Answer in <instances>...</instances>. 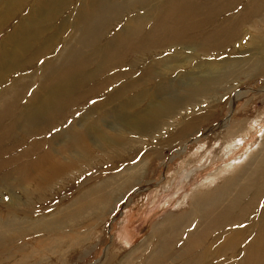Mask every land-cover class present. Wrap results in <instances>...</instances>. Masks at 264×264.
Segmentation results:
<instances>
[{
	"label": "bare ground",
	"instance_id": "bare-ground-1",
	"mask_svg": "<svg viewBox=\"0 0 264 264\" xmlns=\"http://www.w3.org/2000/svg\"><path fill=\"white\" fill-rule=\"evenodd\" d=\"M1 1L0 264H50L47 257L56 263L99 239L108 210L138 181L141 168L101 181L89 177L71 196L66 190L84 176L80 165L91 171L121 163L125 149L132 160L136 144L153 145L173 123L182 126L177 138L191 134L196 119H182L200 108V118H209L207 108L219 95L233 93L237 114L240 93L232 82L238 74L264 73V32L253 25L264 0ZM240 2L248 4L240 14L220 16ZM60 18L62 33H71L62 43L60 35L46 36ZM218 19L224 21L207 34L203 28ZM7 23L13 33L1 36ZM244 26L259 33L248 39ZM248 45L250 65L205 58ZM236 114L218 126L219 153L228 160L253 132ZM256 144L184 196L138 248L123 255L109 247L98 264H264V135ZM121 238L131 243L127 231ZM240 252L241 260L233 261Z\"/></svg>",
	"mask_w": 264,
	"mask_h": 264
},
{
	"label": "rangeland",
	"instance_id": "rangeland-1",
	"mask_svg": "<svg viewBox=\"0 0 264 264\" xmlns=\"http://www.w3.org/2000/svg\"><path fill=\"white\" fill-rule=\"evenodd\" d=\"M0 2L2 1L0 0ZM247 5L248 4L245 2H240L237 5V10L229 11L227 14H220V16L227 17L240 14L239 11H242ZM222 21L224 20L218 19L214 25L206 26L203 30L209 34L214 29H217L218 27L216 26H219ZM12 23H7L2 27L1 36L3 34L7 37L11 36L13 33ZM64 23V18L53 20L48 25L50 28V35L46 36L60 35L57 39L58 42L62 43V41H68L71 33L69 29L62 33ZM253 25H257L258 29L264 32V13L261 18L254 20ZM241 30L242 33L249 32L251 34L247 37L248 39H251L252 36V38H254L259 33V30L255 33L254 28L250 26H244ZM46 36L42 38L41 41L44 42L50 38H46ZM2 41L3 40L0 38V45ZM0 53H2L1 49ZM180 53L181 57L177 55L179 59L174 63L177 67L181 65L183 59L187 55L185 48L184 51L181 50ZM252 53H254L253 46L248 45L244 47L240 53L230 54L229 52H213L212 55L214 56L205 58H210L211 60L231 58L240 59L241 62L248 60L250 65L252 62ZM133 58L134 57H132V59ZM194 62H198L197 58L194 59ZM36 68L37 67L34 66L27 70V72L30 73L33 70L35 71ZM126 69L129 68L117 69L115 72H124ZM242 71H244V69H242ZM177 74L179 77L183 76L181 70H177ZM19 75L20 73H18V76ZM126 80L125 78L121 82ZM233 84L236 86L233 91L240 93L238 96L239 101L236 104V108L238 109L237 114L239 113L238 116L235 113L236 111L234 112L230 106L233 93L230 92L219 95V97L217 96L214 99L212 107L207 108L208 115H210L209 118L205 120L200 118L204 113L201 112L200 108L199 111L190 112L188 116L182 119L184 122L196 119L193 123L194 128L191 134H187L181 139L177 138V133L180 132L182 126L179 123H173V128L170 129L169 134H162L153 145L146 144L140 146V144H136L135 151L132 152V149L130 153L136 156L132 160L131 158H127L129 156V151L125 149L122 153L125 160L121 163L106 164L103 167L100 166L91 171L85 168V165L81 164L80 173L84 174L82 180L73 188L69 187L66 193H73L76 189H79L78 185L82 181L92 176L95 178L92 182H95L97 180L101 181L102 178H107L113 172L119 171L120 173L124 168H130L136 165L141 169L137 175V177L139 176V179H137L138 181L135 183L132 182V186L124 190L120 196L117 197L114 206L108 210L104 217L106 221L98 230L100 232L99 239L96 238V240L92 241L88 240L80 249L75 251L71 257H63L56 263H53L49 257H47L46 261L50 264H98V261L102 260L104 252L109 247L111 250L120 249L123 255L132 252L150 235L157 222L161 223L169 213H173L177 209L179 204L183 201L184 196L189 195L195 187L203 182V180L222 168L226 163H229L231 159L241 155V152L249 148L250 145H254L255 147L257 145L256 142H259L260 137L264 135V73L256 72L251 75L238 74L234 82H232V85ZM229 85L230 83L225 87ZM34 87L31 90H33ZM111 88L113 87H110V89ZM26 95H29V93ZM102 97L103 96L96 97L88 102L87 105H93L94 102L99 101ZM244 105L246 107L242 110ZM204 108V111H206V107ZM234 114H236L234 118L236 117L237 120L240 119L244 124L245 121H247V127H251L253 132L249 141L246 140V145L243 146L244 148L240 147L238 151L234 153L235 155H230L231 157L228 160L226 159L227 157L222 158L220 156L222 153H219L220 144H218L216 138L222 132L218 126L221 123L230 122ZM58 128L59 129H56L58 131L63 129L61 125ZM52 132L48 133L46 138L57 133L56 131ZM136 139L137 138H135V140ZM153 146L158 147L156 151L152 149ZM23 149H26V146H23L17 151H13L11 157L13 155H18V152ZM154 151L155 153L149 157V154H152ZM8 157H10V155L4 156L1 160H5ZM23 162L24 160L18 164ZM73 174H75V172ZM69 189L71 190L69 191ZM66 193L64 192L62 195L65 196ZM5 198H7V196H5ZM60 199L61 198H59V200ZM250 216L253 220V216ZM251 225L253 226V221ZM124 230L127 231L131 237V245L121 241V233ZM99 232H96V234H99ZM240 253L238 258L233 261H237V259L238 261L241 260L243 254L242 252Z\"/></svg>",
	"mask_w": 264,
	"mask_h": 264
}]
</instances>
